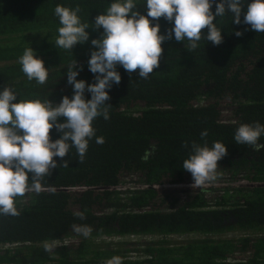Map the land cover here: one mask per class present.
<instances>
[{
    "label": "trees",
    "instance_id": "trees-1",
    "mask_svg": "<svg viewBox=\"0 0 264 264\" xmlns=\"http://www.w3.org/2000/svg\"><path fill=\"white\" fill-rule=\"evenodd\" d=\"M114 2L0 0V91L13 87L17 103L49 99L59 104L63 96H73L66 73L75 60L77 79L93 83L95 74L88 68L95 50L91 40L103 33L102 27H93L95 17ZM133 2L134 10L146 16V0ZM250 2L242 0L241 21ZM57 5L73 10L79 6L81 22L90 25L89 40L70 51L55 45L62 26L54 14ZM211 10L215 12V3ZM232 19L226 12L214 20L223 36L218 46L202 38L190 52L187 42H177L173 34L162 42L159 67L147 79L139 77V69L129 74L117 65L121 81L107 90L109 119L101 115L93 120L95 135L83 163L75 147L63 158L68 167L54 157L58 167L44 177L43 190L15 198L20 215H0V264L105 263L113 256H120L122 264H264V147L255 151L234 140L241 124L264 125V33ZM158 23L161 35L174 27L163 17ZM236 31L243 34L238 37ZM202 35H207L206 28ZM29 47L49 71L43 85L29 81L21 70L19 58ZM85 99H91L87 91ZM132 106L141 109L133 114ZM204 130L208 135L201 138ZM60 135L55 127L50 130L51 140ZM101 136L105 143L97 144ZM216 141L228 150L218 161L217 179L193 189L183 161L193 142L211 147ZM258 144L264 145V134ZM75 212H83L86 219ZM73 224L90 225L93 232L88 238L77 235ZM227 232L239 235L220 237ZM185 233L201 236L184 244L158 240L132 248L142 253V260L102 241ZM52 239L59 246L48 253L43 242ZM6 244L14 246L3 248Z\"/></svg>",
    "mask_w": 264,
    "mask_h": 264
},
{
    "label": "clouds",
    "instance_id": "clouds-1",
    "mask_svg": "<svg viewBox=\"0 0 264 264\" xmlns=\"http://www.w3.org/2000/svg\"><path fill=\"white\" fill-rule=\"evenodd\" d=\"M215 3V12L212 6ZM135 9L133 0H117L110 5L106 13L95 17L93 27L103 28L101 38L92 39L94 46L88 60L90 72L95 74L94 82L87 84L78 80L77 61L67 68V82L73 87V96L62 97L59 104L46 99L20 100L13 87L8 86L0 91V215L18 216L15 198L24 197L27 192L39 194L44 177L51 175V170L58 167L54 157L61 160L68 154L70 147H75L79 155V163H83L89 140L95 135L92 122L103 115L109 119L106 103L110 100L107 91L113 84H119L121 75L116 70L122 66L129 74L139 69V77L147 79L155 68L159 67L162 54L161 44L166 39L177 42L186 41V47L195 50L203 38L213 45L223 42L221 28L214 23L217 17H223L226 12L232 14V21L250 25L256 33H264V0H251L246 6L243 21H241L244 5L242 0H146L147 15ZM80 7L74 10L57 5L54 14L62 25L58 29L55 45L70 51L76 44L89 40L88 23H82L78 13ZM157 21L153 25L149 19ZM163 17L168 22H174V27L165 35L160 33L159 19ZM207 29V35H202V29ZM243 33L236 31V36ZM21 70L29 81L35 80L43 85L47 82L49 71L44 61L38 58L29 47L19 58ZM82 70V66H80ZM85 91L91 94V99H85ZM64 122H58V118ZM61 133L59 139H50V130ZM264 134V125L241 124L234 136L237 144H247L255 151L264 145L258 144ZM208 135L207 130L201 132V138ZM97 144L105 143L104 137L96 138ZM184 147H188L185 142ZM191 154L183 161L182 167L191 173L193 189L207 186L217 179L218 161L228 154L226 145L216 141L209 147L193 142ZM62 165L68 167L67 160ZM29 173L32 174L29 180ZM74 215L81 220L86 219L83 212ZM71 229L77 235L88 238L93 228L86 224H73ZM59 246L57 239L45 240L43 248L48 253H55ZM105 264H122L120 256H113Z\"/></svg>",
    "mask_w": 264,
    "mask_h": 264
},
{
    "label": "rangeland",
    "instance_id": "rangeland-1",
    "mask_svg": "<svg viewBox=\"0 0 264 264\" xmlns=\"http://www.w3.org/2000/svg\"><path fill=\"white\" fill-rule=\"evenodd\" d=\"M141 109L140 107L132 106L129 108V112L136 114ZM237 232H227L225 234L220 235V237H232V236H238ZM201 236V234L198 233H185V234H169V235H158V236H139V235H129V236H119L117 238L113 237H105L103 243H115L117 246L115 248L123 249V255L126 257H129L130 259H139L142 260L144 256L139 251H133L132 248H142L143 244L150 241H162L166 245H177V244H184L187 243L196 237ZM218 237V238H220ZM100 241V240H97ZM58 243V242H57ZM12 244H6L3 245V248L7 247H13ZM147 264V263H143Z\"/></svg>",
    "mask_w": 264,
    "mask_h": 264
},
{
    "label": "built area",
    "instance_id": "built-area-1",
    "mask_svg": "<svg viewBox=\"0 0 264 264\" xmlns=\"http://www.w3.org/2000/svg\"><path fill=\"white\" fill-rule=\"evenodd\" d=\"M74 264H89V263L79 262V263H74ZM90 264H105V263H90Z\"/></svg>",
    "mask_w": 264,
    "mask_h": 264
}]
</instances>
